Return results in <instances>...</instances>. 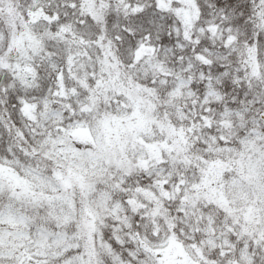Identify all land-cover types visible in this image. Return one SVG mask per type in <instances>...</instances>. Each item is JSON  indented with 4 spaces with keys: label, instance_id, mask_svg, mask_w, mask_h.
Listing matches in <instances>:
<instances>
[{
    "label": "snow or ice",
    "instance_id": "1",
    "mask_svg": "<svg viewBox=\"0 0 264 264\" xmlns=\"http://www.w3.org/2000/svg\"><path fill=\"white\" fill-rule=\"evenodd\" d=\"M0 264H264V0H0Z\"/></svg>",
    "mask_w": 264,
    "mask_h": 264
}]
</instances>
